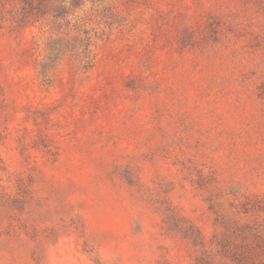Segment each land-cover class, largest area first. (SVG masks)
<instances>
[{
    "label": "rangeland",
    "instance_id": "rangeland-1",
    "mask_svg": "<svg viewBox=\"0 0 264 264\" xmlns=\"http://www.w3.org/2000/svg\"><path fill=\"white\" fill-rule=\"evenodd\" d=\"M0 264H264V0H0Z\"/></svg>",
    "mask_w": 264,
    "mask_h": 264
}]
</instances>
